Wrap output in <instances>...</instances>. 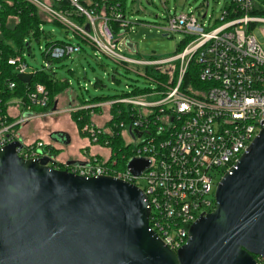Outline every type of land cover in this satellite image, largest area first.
I'll use <instances>...</instances> for the list:
<instances>
[{
  "label": "built area",
  "instance_id": "obj_1",
  "mask_svg": "<svg viewBox=\"0 0 264 264\" xmlns=\"http://www.w3.org/2000/svg\"><path fill=\"white\" fill-rule=\"evenodd\" d=\"M3 1L11 0H0V30ZM23 1L114 60L154 66L170 77L168 81L161 80V100L147 102L144 95H132L81 107L91 117L104 106L126 107L129 119L116 122L109 129L92 119L81 128L91 144L108 149L107 157L85 149L88 158L83 164L61 163L51 144L22 137L20 129L29 119L48 114H41L49 102L48 90L42 83L30 87L26 98L9 101V105L17 106L18 113H0V148L18 141L21 146L17 152L23 158H47L48 165L54 168L86 177L111 175L137 185L149 202L150 229L176 252L186 243L191 224L214 210L219 181L264 127V42L254 33L256 25H264V0H227L221 15L211 21L210 30L205 20L208 1L202 16L195 11L170 15L165 30L182 32L189 41L173 56L150 60L123 53L126 31L132 22L127 20L119 1L109 6L105 5L108 0ZM113 23L118 24L117 32ZM126 46L129 48L127 43ZM80 50V44L65 42L45 46L43 53L48 59L57 60ZM24 56H11L8 63L18 73L34 75L37 69L30 67ZM192 66L201 81L199 86H195L193 77L185 83ZM50 67L51 62L46 59L43 68ZM9 88H15V83L10 82ZM117 132L138 142L123 169L117 168L118 154L111 149L109 139ZM133 158L150 162L137 176L127 166ZM218 169L224 173L216 181L214 171ZM257 261L264 264L263 257L257 256Z\"/></svg>",
  "mask_w": 264,
  "mask_h": 264
},
{
  "label": "water",
  "instance_id": "obj_2",
  "mask_svg": "<svg viewBox=\"0 0 264 264\" xmlns=\"http://www.w3.org/2000/svg\"><path fill=\"white\" fill-rule=\"evenodd\" d=\"M18 78L29 83L33 74ZM60 141L69 136L61 133ZM19 146L0 148V264H258L257 256L264 258V127L219 181L214 210L191 224L176 252L150 229L149 202L137 185L26 159ZM149 164L133 158L127 166L137 176Z\"/></svg>",
  "mask_w": 264,
  "mask_h": 264
},
{
  "label": "rangeland",
  "instance_id": "obj_3",
  "mask_svg": "<svg viewBox=\"0 0 264 264\" xmlns=\"http://www.w3.org/2000/svg\"><path fill=\"white\" fill-rule=\"evenodd\" d=\"M207 1L209 2L207 7L208 15L205 20L209 22L210 30L212 29L210 28L211 21L221 15L227 0H123L126 18L132 22L131 28L126 31V43H132L136 48L135 50L129 49L126 43L123 42L125 48L123 49V53L130 57L145 60L173 56L177 52V45L185 39V34L182 32H167L165 30L169 16L189 11H195L202 16L206 10ZM44 29L50 31L55 40L77 43L83 48L78 53H73L64 60L53 62L59 75L70 80L73 90L67 88L58 93L56 95L57 103L51 108H45L46 112L41 113L48 114L35 116L28 120L29 128L26 140L33 141L36 140L33 139L36 137H44L46 139L49 133H51L49 138L52 141L53 139L60 140L61 133L58 130L67 131L73 139L71 149L75 150L77 144H79L76 132L79 127L75 121L73 111L81 109V107H85L86 105L79 103L75 93L84 100L96 96H105L111 98V100H115V97L123 93L132 92L136 88H150L155 89L154 93L145 94L142 97L143 100L153 102L163 98V94H161L163 88L160 86L162 81L157 79V74L159 73L157 69L147 68L144 65L138 66L131 63H120L90 46L62 24L49 22L44 24ZM254 33L257 35L258 40L263 43L264 25H256ZM45 45L46 39H41L40 43L34 41L32 43V52L30 54L25 53V60L30 67L39 70L44 67L46 63L43 53ZM69 69L73 71H69ZM147 69H150V71L148 72ZM190 74L195 75L194 67L190 69ZM97 78L101 80L102 86L95 85ZM86 85L87 88H85ZM98 103H111V101ZM16 107L15 105H9V111L13 112V114L18 113ZM110 109L109 105L96 109L95 115L91 119L99 126H103L110 119ZM109 126L108 124L107 126H103V128L109 129ZM79 131L81 133V129ZM125 140L130 145L123 154L129 155L133 152L138 142L127 136ZM68 148L66 149L69 150ZM66 149L65 151H67ZM55 150L57 151V157L59 156L63 160L67 157V155L64 157L63 154H60L57 149ZM108 152V149H104V157L108 156ZM123 154L119 152L116 156L119 161L117 165L119 169H123L124 167V164H122ZM58 160L61 163L65 162L59 158ZM214 173L216 181H219L224 171L218 169ZM140 184L143 185L142 180Z\"/></svg>",
  "mask_w": 264,
  "mask_h": 264
},
{
  "label": "trees",
  "instance_id": "obj_4",
  "mask_svg": "<svg viewBox=\"0 0 264 264\" xmlns=\"http://www.w3.org/2000/svg\"><path fill=\"white\" fill-rule=\"evenodd\" d=\"M116 1L120 2V7L122 11H124L123 0H108L105 5L109 6L111 4L116 3ZM3 2L5 6L4 11L2 12V26L0 30V113H8L9 101L11 99L17 97L26 98L25 96L28 89L36 83H42L46 86L49 93V102L46 109L51 108L53 107V105H55V103H57L56 95L58 93L64 91L67 88L73 90L70 80L66 77L60 76L58 71L55 69V66L53 65L54 61L64 60L65 58H68V56L57 60H51L44 56L45 59L51 62V67L49 69H37V71L33 75L31 83L29 84L24 83L18 78L19 73L15 70L14 66L8 63V58L11 56L23 55L25 53L30 54L32 52V43L34 41L40 43L41 39H46L45 46L65 43V41L53 39V34L50 31H46L44 29V24L49 22H58L49 20L43 12L23 0H11V2ZM113 27L117 32L118 24L113 23ZM188 41L189 38L183 39L177 45V52H181L187 45ZM82 48L83 47L81 46V50ZM147 68H151L154 70L157 69L154 66ZM69 71L73 70L69 69ZM147 71L149 72L150 69H147ZM173 74L175 76V72ZM157 77V79L159 80L168 81L170 75L164 72H159L157 74ZM190 77H194L193 80L195 86H199L201 84L200 79L197 78V74L194 76L191 74L187 75L185 83L189 81ZM10 82L15 83V88H9ZM95 85L102 86L103 84L101 80L97 78ZM151 92L152 89L150 88H136L132 90V92L123 93L115 97L114 99L128 97L132 95H145ZM77 99L80 104L98 103L111 100V98L105 96H96L88 100H84L78 94ZM125 109L126 107L121 104L112 105L110 109L111 118L109 119L108 124L113 125L114 123L120 122L121 120H128L129 114ZM119 111L121 112L119 113ZM73 113L79 129L82 128L84 123L89 122L91 120L89 112L85 109H78L73 111ZM109 139L111 140V149L117 152V154H119V152L123 154L124 151L130 145L126 143L125 138L120 132H117V134H115L114 136L109 137ZM53 152L55 155H57V151L54 148ZM131 155V153L129 155L123 154L124 158L122 164H124V167L126 166V162L131 157Z\"/></svg>",
  "mask_w": 264,
  "mask_h": 264
},
{
  "label": "crops",
  "instance_id": "obj_5",
  "mask_svg": "<svg viewBox=\"0 0 264 264\" xmlns=\"http://www.w3.org/2000/svg\"><path fill=\"white\" fill-rule=\"evenodd\" d=\"M129 46V45H128ZM129 48H131L132 50L134 49V47L132 46V43H130ZM75 96L77 98V94L75 93ZM108 122L106 121L104 123L103 126H107ZM28 128H29V124L27 123L26 125H23V127L21 128V135L24 139L28 138L27 134H28ZM61 133H65L69 136V141L65 142V141H60V140H55L50 139V134H48V137L46 139H44V137L39 138H33V139H43L44 141H46L47 143L51 144L55 149L58 150V152H60V154H63L64 157H67L63 160L61 157L58 156L59 159H61L62 161L68 162V161H76V162H84L87 160L88 156L87 154H84V150L87 149L90 153H97V154H104L103 151L104 149L102 147H100L99 145H95V144H91L88 140L87 137H85L83 134L80 133L79 129L77 128L76 132L78 135V139H79V144H77V147L75 150H72V136L70 134H68L67 131H62V130H58ZM55 131V132H58ZM77 142V143H78ZM69 147L67 150L66 148ZM65 149L68 151H65ZM59 155V154H58Z\"/></svg>",
  "mask_w": 264,
  "mask_h": 264
}]
</instances>
